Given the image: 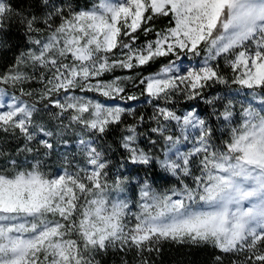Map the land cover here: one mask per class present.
Segmentation results:
<instances>
[{"label":"snow or ice","instance_id":"6c2138e0","mask_svg":"<svg viewBox=\"0 0 264 264\" xmlns=\"http://www.w3.org/2000/svg\"><path fill=\"white\" fill-rule=\"evenodd\" d=\"M0 53V264H156L165 242L264 264V0H0ZM141 95L147 117L126 104ZM117 131L143 182L110 175ZM153 166L177 184L157 190Z\"/></svg>","mask_w":264,"mask_h":264},{"label":"trees","instance_id":"16d2710c","mask_svg":"<svg viewBox=\"0 0 264 264\" xmlns=\"http://www.w3.org/2000/svg\"><path fill=\"white\" fill-rule=\"evenodd\" d=\"M89 2H91V0H89ZM165 23H167L166 19H160L156 22L157 25L158 24L162 25ZM157 25H156V28H157ZM151 38H154V36L149 37V39H151ZM13 39H16V38H13ZM144 39H145V37H143L141 35L139 43L141 41H144ZM0 57H3V59H0V72H4L6 70V65L11 63L12 57H11V55L4 56L3 53H0ZM189 61L196 62L194 60H189ZM164 63H167V58H160L159 61H157L156 63H154L150 67H147L143 71L142 74L147 75L150 72H156L159 70L160 66ZM221 65H223V61H221ZM136 71H137L136 69H134L132 71L117 69L115 71L114 75H118V74L122 75V74H126V73H130V74L135 75ZM104 78L108 79V78H110V75H106ZM0 87H5V86L0 85ZM143 87H144L143 85H140L139 87H132L131 84L128 85L129 91L133 92L137 95H140V93L143 90ZM236 87H238V86L231 85L230 88H225V86H223V85H218L214 89H211L210 91H212L214 94L218 91V93L220 95L225 96V95L229 94L230 90H233ZM9 90H12V89H9ZM16 92H18V91H16ZM89 94H91V93H89ZM121 102L123 104L125 103L123 101H121ZM126 104H127V106H131V107L135 108L138 114L141 112L144 113L145 117L151 115V113H152V107L150 105L146 104L145 96L141 95L139 100L127 101ZM193 104L199 105V111L201 113L203 112V113L207 114V112L210 111V109H208V107L200 101H186L183 98L178 99V101L175 105L176 111L178 113H182L185 110H187L188 108H190ZM127 122L131 123L133 121L130 117H128ZM146 126L147 125H145L144 127H146ZM3 135L4 134H0V137H2ZM120 135L121 134L117 131V132H113L112 134H110L109 137L107 138V142L113 144V151L109 153V156L111 158L112 165H113L110 175L115 176L119 173H122L123 175H126V176L139 177L140 179H138L136 181L137 182H143V180L145 178V173L141 167H138L136 165H131V164H130L131 166L127 165V167H125V168L119 167V164L121 163L120 157H121L123 150L118 149L116 147V145L118 143V139H119ZM152 138L158 140L157 147L155 149H153V152L156 155H162V153L160 151L162 141H159V138L156 137L155 135H153ZM64 139L69 140L70 143L72 144L73 149L75 148L74 142L76 140V137L74 135H72L70 133V134L66 135L64 137ZM141 146L145 147V148L148 147V145L143 140L141 141ZM7 147L11 148V147H13V145L11 143H9L7 145ZM20 159H21V157H20ZM49 165H50L52 172L60 169L61 161L55 153L53 154V156L49 160ZM147 179L153 184V186L155 188H157V190H160V191H163L166 188H170L173 184H177V181L174 177L170 176L167 173H164L163 171H161L156 166H153V171L148 175ZM188 182L191 183L190 180ZM128 187H129V191H128L127 195L130 199H132L134 201L137 198L138 191H139L138 184H136L134 182L133 184H130ZM135 210L136 209L133 207V211H135ZM214 254H216L215 250L208 248V247L190 248L189 249L187 246H176L170 242H165L163 244V252L160 255V258L158 260H156V264H212V258H213ZM128 258H129V260H131L132 255H129ZM101 259H102V264H111V261L113 259H115L116 264H120L119 254H114V253L110 252L106 258H101ZM152 259H155V254H153Z\"/></svg>","mask_w":264,"mask_h":264},{"label":"rangeland","instance_id":"374dc122","mask_svg":"<svg viewBox=\"0 0 264 264\" xmlns=\"http://www.w3.org/2000/svg\"><path fill=\"white\" fill-rule=\"evenodd\" d=\"M157 25V24H156ZM167 25V23H165V24H162V25H157V28L159 29V28H163V27H165ZM143 41H141L140 43H142ZM195 64H196V62H193V61H189L188 59H185L184 60V65L185 66H189V65H192V66H195ZM125 75H130V76H135L134 74H130V73H126V74H122V75H120V74H118L117 76H125ZM32 87H36V85H32ZM26 88H27V86H26ZM9 92L11 93L12 92V90H9ZM16 95H19V92H16ZM87 95L88 96H96V94L95 93H91V94H89V93H87ZM99 99H101V100H103L104 98L103 97H98ZM25 99H28L27 97H25ZM108 103H112V101H107ZM117 103H122L121 101H116ZM123 104V103H122ZM190 108H188L187 110H185L184 112H186V111H188ZM183 113V112H182ZM202 115H206L205 113H201ZM0 134H3V133H0ZM179 147H180V149L182 150V151H185V150H187V148L188 147H191V145L190 144H187V145H184V144H181V145H179ZM21 159H23V157H21ZM29 159H31V157H29ZM129 166H131L130 164H128ZM128 166V167H129ZM49 167H50V165H49ZM58 171V170H57ZM54 172H56V171H54ZM136 178V180H138V179H140L139 177H135Z\"/></svg>","mask_w":264,"mask_h":264}]
</instances>
